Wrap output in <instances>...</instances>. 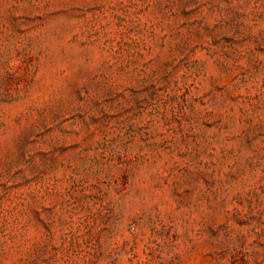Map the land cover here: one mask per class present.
<instances>
[{"label":"rangeland","instance_id":"374dc122","mask_svg":"<svg viewBox=\"0 0 264 264\" xmlns=\"http://www.w3.org/2000/svg\"><path fill=\"white\" fill-rule=\"evenodd\" d=\"M0 264H264V0H0Z\"/></svg>","mask_w":264,"mask_h":264}]
</instances>
